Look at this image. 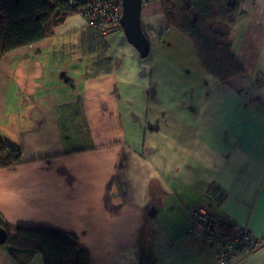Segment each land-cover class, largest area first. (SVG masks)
Segmentation results:
<instances>
[{"label":"crops","instance_id":"crops-1","mask_svg":"<svg viewBox=\"0 0 264 264\" xmlns=\"http://www.w3.org/2000/svg\"><path fill=\"white\" fill-rule=\"evenodd\" d=\"M150 2L149 56L116 33L109 73L85 78L86 59L64 55L75 43L58 37L81 34V16L0 55V139L21 154L0 168V221L10 235L60 230L90 264H139L140 251L153 264H216L218 243L187 232V210L199 205L262 240L238 264H264V0L241 3L230 42L244 73L229 85L203 71ZM213 184L226 193L217 206L203 196ZM0 264L43 257L1 244Z\"/></svg>","mask_w":264,"mask_h":264},{"label":"trees","instance_id":"trees-1","mask_svg":"<svg viewBox=\"0 0 264 264\" xmlns=\"http://www.w3.org/2000/svg\"><path fill=\"white\" fill-rule=\"evenodd\" d=\"M88 0H0V55L50 39L55 28L82 13ZM243 0H159L163 18L193 46L204 72L222 85L241 76L244 69L231 48V32L241 11ZM145 2V0H143ZM118 0V8H120ZM85 78L110 72L108 36L122 33L115 26H87L81 32ZM263 78L256 80L259 84ZM19 148L0 139V168L15 166L20 161ZM5 245L12 256L19 251H38L43 264H90V256L75 238L60 230L20 226ZM223 230L231 229L226 223ZM152 253L140 251L139 264H153Z\"/></svg>","mask_w":264,"mask_h":264},{"label":"built area","instance_id":"built-area-1","mask_svg":"<svg viewBox=\"0 0 264 264\" xmlns=\"http://www.w3.org/2000/svg\"><path fill=\"white\" fill-rule=\"evenodd\" d=\"M80 15L87 26H115L119 24L121 7L118 8V0H88ZM225 194L213 185L205 196L210 203L219 204ZM187 212L190 233H199L208 241L217 240L216 264H238L245 255L257 251L262 245V240L254 237L247 228H235L231 235H221L218 232L220 226H215L212 216L203 207H193Z\"/></svg>","mask_w":264,"mask_h":264},{"label":"water","instance_id":"water-1","mask_svg":"<svg viewBox=\"0 0 264 264\" xmlns=\"http://www.w3.org/2000/svg\"><path fill=\"white\" fill-rule=\"evenodd\" d=\"M121 15L119 25L126 42L131 45L139 54L141 59H145L150 53V43L147 35L143 31L141 14L143 0H120ZM8 234L0 226V245L5 244Z\"/></svg>","mask_w":264,"mask_h":264},{"label":"rangeland","instance_id":"rangeland-1","mask_svg":"<svg viewBox=\"0 0 264 264\" xmlns=\"http://www.w3.org/2000/svg\"><path fill=\"white\" fill-rule=\"evenodd\" d=\"M150 2L149 4H151V3H154V4H151L150 6H152V7H154V8H156V6L155 5H157V3H160V2H158L159 0H145V2ZM147 5L146 4H144L143 5V13L144 12H146V10H147V12H148V9H147ZM154 11V10H153ZM162 13V12H161ZM77 16H81L80 14L79 15H77ZM82 17V16H81ZM151 31L149 30V33H150ZM82 34V33H81ZM81 34H79V35H69L68 36V34L67 35H61V36H59L58 37V39L59 40H63V41H65V40H68V41H71V42H74L75 43V47H69V48H67L66 49V51H65V53H64V55H66V56H75V55H79L80 57H82L83 56V54H82V48H80V43L82 42L81 41ZM113 35H115V34H113ZM68 36V37H67ZM112 36V35H111ZM150 36H151V39H149V37H148V39H149V43H152V42H154V40L155 39H157L156 37H154L153 36V34H151L150 33ZM109 38H113V37H110V36H108ZM165 37H168L167 35L165 36ZM124 38V37H123ZM168 38H170V37H168ZM116 41H118V39H116ZM69 58H71V57H69ZM225 223L228 225V226H231V225H229L228 223H227V220L225 221ZM234 227H232L231 226V229H229L228 231H230V230H232ZM227 231V230H226ZM147 254H149V253H147Z\"/></svg>","mask_w":264,"mask_h":264},{"label":"flooded vegetation","instance_id":"flooded-vegetation-1","mask_svg":"<svg viewBox=\"0 0 264 264\" xmlns=\"http://www.w3.org/2000/svg\"><path fill=\"white\" fill-rule=\"evenodd\" d=\"M213 185H217L219 188H221L218 184H213ZM213 185H211V186H213ZM210 186V187H211ZM209 187V188H210ZM208 188V189H209ZM208 189L205 191V193L208 191ZM222 189V188H221ZM223 190V189H222ZM224 191V190H223ZM225 192V191H224ZM205 193H204V198L206 199V196H205ZM225 197H226V194H225ZM224 197V198H225ZM206 201L208 202V203H210L207 199H206ZM223 201V200H222ZM221 203V202H220ZM219 203V204H220ZM211 205H219V204H212V203H210ZM197 206H199V205H197ZM197 206H194V207H197ZM199 207H201V206H199ZM193 208V207H192ZM192 208H190V209H192ZM211 216H212V218H213V223L215 224V226L217 227L218 225L220 226V228L218 229V232L221 234V235H231L232 233H233V231H234V229L235 228H247V227H234L232 230H230V231H226V230H223L222 229V224H225V221H226V218L225 217H223V216H221V217H217V216H214V215H212L205 207H203ZM190 209H188V210H190ZM187 210V211H188ZM187 214H188V212H187ZM188 221H189V215H188ZM247 230L253 235V233L247 228ZM187 232H188V234H190V235H199V236H201L202 237V235L201 234H199V233H190L189 232V229H188V223H187ZM254 236V235H253ZM254 237H256V236H254ZM256 238H259V237H256ZM260 239V238H259ZM214 241H210V242H216L217 240H215V239H213ZM217 243V242H216ZM219 245V244H218ZM219 248V247H218ZM259 250V249H258ZM254 252H256V251H254ZM251 253H253V252H251ZM251 253H249V254H251ZM248 255V254H247ZM246 256V255H245ZM216 259V258H215Z\"/></svg>","mask_w":264,"mask_h":264}]
</instances>
